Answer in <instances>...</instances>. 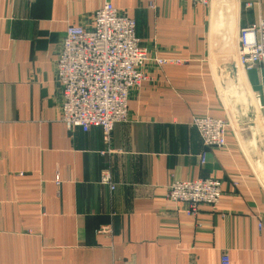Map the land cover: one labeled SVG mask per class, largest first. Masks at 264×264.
Segmentation results:
<instances>
[{
    "label": "crops",
    "instance_id": "0c3cea01",
    "mask_svg": "<svg viewBox=\"0 0 264 264\" xmlns=\"http://www.w3.org/2000/svg\"><path fill=\"white\" fill-rule=\"evenodd\" d=\"M209 1L0 0V264H264V80L246 70L253 104L220 98L208 53L222 0ZM226 1L238 44L264 0ZM106 2L135 20L149 59L107 140L60 121L55 75L67 28L92 25ZM204 115L228 120L225 148L204 146L192 126ZM208 178L224 193L196 220L166 199L172 182Z\"/></svg>",
    "mask_w": 264,
    "mask_h": 264
},
{
    "label": "built area",
    "instance_id": "2783aa9c",
    "mask_svg": "<svg viewBox=\"0 0 264 264\" xmlns=\"http://www.w3.org/2000/svg\"><path fill=\"white\" fill-rule=\"evenodd\" d=\"M197 6H209V0H190ZM253 4L248 3L247 8ZM134 19L106 2L93 17L90 26L70 25L64 35L55 62V75L62 97L60 121L68 130L101 128L106 140L117 124L129 120L130 94L148 80L146 49L137 36ZM240 64L246 70H258L264 80V18L242 27L238 37ZM159 65L179 64L155 60ZM192 126L207 148L227 145L228 123L209 115L195 117ZM206 156H202V164ZM59 183V178H56ZM102 183L113 190L111 176L105 172ZM217 179L174 181L166 199L182 204L187 217L196 220L201 208H217L223 196ZM221 264H230L227 254Z\"/></svg>",
    "mask_w": 264,
    "mask_h": 264
},
{
    "label": "rangeland",
    "instance_id": "374dc122",
    "mask_svg": "<svg viewBox=\"0 0 264 264\" xmlns=\"http://www.w3.org/2000/svg\"><path fill=\"white\" fill-rule=\"evenodd\" d=\"M248 3L253 4V2L249 0L243 1L245 9L252 8L246 7ZM216 4L218 3L215 1L212 2L211 10L217 14V17H219L220 20L218 21V25L220 23L221 26H219L220 28L218 32L214 33L212 36L213 41L208 53V58L214 74L218 93L225 103L234 108H239L243 104H253L252 101L256 98L249 96L251 90H249V93L247 94L248 89L245 82L246 69L240 64L238 44L234 43L231 35L226 32L229 19H232V22L236 26L239 27L240 25L238 24L239 17L237 2L235 4L230 1L222 0L221 6L218 7ZM226 11L230 12L228 13V18L225 17ZM213 23L216 24L215 22ZM220 45L222 48L219 47ZM226 122L228 123L229 128L230 125L228 120H226Z\"/></svg>",
    "mask_w": 264,
    "mask_h": 264
}]
</instances>
